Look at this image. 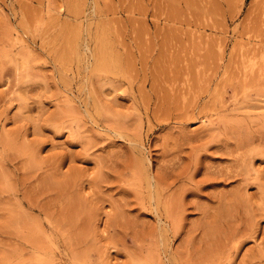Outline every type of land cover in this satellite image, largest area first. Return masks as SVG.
I'll return each mask as SVG.
<instances>
[{"label": "rangeland", "instance_id": "rangeland-1", "mask_svg": "<svg viewBox=\"0 0 264 264\" xmlns=\"http://www.w3.org/2000/svg\"><path fill=\"white\" fill-rule=\"evenodd\" d=\"M255 44L264 0H0V264H36L38 251L49 264H201L209 242L217 255L238 246L227 264H264V70L246 80L241 60ZM106 55L118 72L97 69ZM137 140L158 177L163 152L181 157L178 174L199 161L191 178L164 180L188 188L175 237L159 235L149 188L134 181ZM248 143L258 150L242 163ZM238 163L243 174H205ZM24 195L55 223L69 203L79 217L39 249L28 236L49 221ZM217 213L219 233L204 238L199 222Z\"/></svg>", "mask_w": 264, "mask_h": 264}, {"label": "bare ground", "instance_id": "bare-ground-1", "mask_svg": "<svg viewBox=\"0 0 264 264\" xmlns=\"http://www.w3.org/2000/svg\"><path fill=\"white\" fill-rule=\"evenodd\" d=\"M72 3V2H71ZM75 7V6H74ZM73 7V8H74ZM63 8V7H62ZM60 9V8H59ZM61 10V9H60ZM79 11V10H78ZM62 12H63V10H62ZM77 13V12H76ZM60 14V13H59ZM53 18V17H52ZM51 18V19H52ZM57 19V18H56ZM102 23V22H101ZM98 25H100V24H98ZM72 26V25H71ZM98 28V27H97ZM78 29V28H77ZM68 32V31H67ZM64 33V32H63ZM99 34V33H98ZM97 34V35H98ZM98 36H100V34L98 35ZM98 36H96V38L98 37ZM101 36H102V34H101ZM76 37H78V36H76ZM203 36H201V38H202ZM70 38V37H69ZM69 38L67 37V40H68V42L72 39V38H74V36L72 37V38H70V40H69ZM101 38L102 37H98V40L99 41H102L103 40V38H102V40H101ZM200 38V37H199ZM250 38V37H249ZM18 40V39H17ZM23 40V39H22ZM21 40V41H22ZM20 41V40H19ZM71 41H73V39L71 40ZM98 41V42H99ZM105 41V40H104ZM104 41H102V43L100 44L101 46L100 47H102L103 45L102 44H104ZM199 42H200V40H199ZM252 41L251 40H249L248 41V43L247 42H244V44H242L241 43V45L243 46V48L245 49V44L246 45H249L250 43H251ZM22 43H23V41H22ZM70 43H72V42H69L68 44H70ZM106 43V42H105ZM73 44H74V41H73ZM73 44H70V46L72 47V45ZM23 45V44H22ZM98 45V44H97ZM68 46V45H67ZM74 46L76 47V44H74ZM73 46V47H74ZM77 46H78V44H77ZM104 46H105V44H104ZM240 46V45H239ZM109 47V46H108ZM220 47V46H219ZM102 48H104V47H102ZM101 48V49H102ZM105 48H106V46H105ZM222 48V47H221ZM70 49V48H69ZM74 50H72V51H75L76 49L75 48H73ZM113 49V48H112ZM111 49V50H112ZM243 50V49H242ZM70 51V50H69ZM71 51V52H72ZM77 51L78 50H76V52L75 53H77ZM114 51V50H113ZM104 52V51H103ZM114 53H116V52H114ZM113 53V54H114ZM242 54V56H241V60H242V67L244 66V68L245 69H243V71L244 72H242V74L244 73V75L243 76H245V77H247L246 78V80L248 79V76L250 77V74L249 73H253V72H250V71H253V68H255L254 66L256 65V64H258L259 63V65L261 64V65H263L261 68L264 70V49H263V47L262 46H256V44L255 45H250V47L248 46L247 47V49L246 50H243L242 52H241ZM58 54H60L59 53V50H58ZM61 54H62V52H61ZM96 54V53H95ZM64 55V54H63ZM100 56L99 57H101V54H99ZM95 56V55H94ZM114 55H112L111 57H113ZM61 57H62V55H61ZM99 57H98V59H99ZM104 57V58H103ZM102 58H101V60H99V62H98V64H97V69L99 68V70L100 69H104L105 71L106 70H108L107 72H109V71H113V72H115V71H117L118 72V65H119V63L118 64H116L115 62L117 61V59L115 58V57H113V58H115L114 60H116L115 62L114 61H112V62H110L111 60L109 59V58H111V57H107V55H106V57L105 56H103ZM108 59V60H107ZM64 60V59H63ZM110 60V61H109ZM21 61V60H20ZM26 61V60H25ZM96 61V60H95ZM25 63V62H24ZM97 63V62H96ZM240 64V65H241ZM247 64V65H246ZM24 65H27V63L26 64H24ZM260 65V66H261ZM25 67V66H24ZM241 67V68H242ZM247 67H249V69H247ZM261 69V70H262ZM103 70V71H104ZM257 70V69H256ZM258 70H259V68H258ZM262 70V71H263ZM112 72V73H113ZM262 73V72H261ZM244 77V78H245ZM200 80V79H199ZM202 80V79H201ZM116 82V81H115ZM113 87H116V85H114ZM114 89V88H113ZM118 89V88H117ZM193 89V88H192ZM113 91H116V89H114ZM68 95V94H67ZM98 100V99H97ZM97 100L95 101V103L97 102ZM70 101V100H69ZM101 101V100H100ZM244 102H247V101H244ZM97 108H98V110H100V109H107L105 106H103V105H101V104H99V100H98V102L96 103V104H94ZM246 106H248V105H246ZM262 107V106H261ZM96 108V109H97ZM101 111V110H100ZM204 121V120H203ZM212 123V122H211ZM226 128V127H225ZM227 129V128H226ZM226 129H225V132H226ZM231 129V128H230ZM230 129H228V131L230 130ZM211 130V129H210ZM233 130V129H232ZM115 132H117L118 134H122L121 132H119V131H115ZM230 132H231V130H230ZM227 133H229V132H227ZM231 133H233V132H231ZM194 137H192V139H193ZM211 138V137H210ZM195 139H197V138H195ZM209 140H212V139H209ZM206 144V143H205ZM205 144H202V146L203 145H205ZM208 142H207V146H208ZM205 145V147H207ZM225 145V148L226 149H230L231 148V145H229V144H224ZM223 145V146H224ZM135 146V148L137 149V151H138V156L134 159V173H133V176H134V181L136 182H138V180L140 181L138 184H139V186H141V181H143V182H145L146 183V186L149 188V192H150V200H149V203H150V206H153L154 208H155V210L157 211V214H158V218H159V221L161 222L159 225H158V227H156L157 228V230H158V233H159V235L160 236H162V238H164L166 235H168L169 236V234H167V232L169 233L170 232V234H172V236H177L179 233H181L182 231L181 230H183V222L180 220V218H181V216H182V213H183V211H184V208L182 209V207H183V200H184V197H185V194H186V192H187V190H188V188H177L176 189V191L175 192H173V191H171V192H173V193H171L170 192V190H171V186L169 185V184H167V183H165L164 182V180H165V178H172V180L173 181H176V180H178V179H180V180H182V181H184V180H186L187 178L189 179V178H191L192 176V174H195L197 171H199V169H200V167L198 166L199 165V161L197 160V158L196 157H193V159L191 160V162L189 163V164H187L186 165V169H184L180 174H178V170H176V166L179 164V162H180V160H181V157H178V159H169V160H165V157L167 156V155H170L172 152L171 151H166V152H163V159H162V161H161V163H160V166H161V171H163V174H161L162 176H164V177H158V175H156L155 173H152L151 171H150V165H151V161H152V159H151V157H150V155H147V153L144 151V143L142 142V141H139V140H137V144L136 145H134ZM201 146V145H200ZM223 146H221V147H223ZM236 146H237V148H238V150H239V148H241V146H240V144H237L236 143ZM249 148H251V149H249L248 150V147H247V151L245 150L244 152H245V154L243 155H241V153L239 154V156L241 155L242 156V158H241V156L239 157L238 155H236V151L234 152V150L236 149L235 148V146H232V149L231 150H229V151H232L233 149V151H232V155H236V160H238V158L241 160V162L243 163V162H246L247 161V159H252L253 158V155H254V153H255V151L256 150H258V149H260V151L261 150H263V152H264V144L262 145V149L261 148H258V149H253V147H250V143H248V145H247ZM199 147V146H198ZM234 147V148H233ZM246 148V146L245 145H243V147L242 148ZM261 147V146H260ZM197 148V147H196ZM196 148H194V149H196ZM201 148V147H200ZM203 148V147H202ZM225 148H223V149H225ZM193 150V149H192ZM237 150V151H238ZM194 151V150H193ZM171 152V153H170ZM196 152H197V154H198V150L197 151H195V153L193 154V155H196ZM234 152V153H233ZM174 154V153H173ZM176 155V154H175ZM178 155H179V153H178ZM239 161V160H238ZM243 165V164H242ZM241 165V163H240V165H239V163H238V165H232V166H228V167H226V168H216V169H214V171H206V175H216V174H219V175H221V174H225V175H227V176H234L235 174H239L240 175V173H244L243 172V169H242V166ZM247 169V168H246ZM3 174H2V176L4 175V173L5 172H2ZM183 173V174H182ZM185 174V177H183V175ZM6 175V174H5ZM4 175V176H5ZM8 175V174H7ZM6 177V176H5ZM2 178V177H1ZM4 178V177H3ZM6 179V178H5ZM136 179V180H135ZM48 181V180H47ZM47 183H49V182H47ZM53 183L54 182H51V183H49V184H52L53 185ZM137 185V184H136ZM20 189H18V191H19ZM17 191V192H18ZM25 193V192H24ZM18 195V194H17ZM20 195V194H19ZM26 196L24 195L23 196V198H22V200L20 201V204H22L23 206H27L28 208H30V209H32V210H38L39 211V213L40 214H44L45 215V217L47 218V220L49 221V230H51V232L50 233H48V232H46V230H44L43 228L45 227V229H46V225L44 224V222H40L41 220H38V219H36V220H34V222H35V224H36V233H33V234H30V236H28V237H30V239H33L34 240V242H37V243H35V244H39L38 246H41L39 249H42L43 248V243H39V241H37V240H39L38 238H44V240L45 239H48V240H53V235H57L58 233H60V234H62L64 231H62V223H61V221L62 222H64L63 221V219H66L68 222H71V225H73V222L79 217V215H78V213H77V211H76V209H77V205L75 204V203H69V206L67 207V211L63 214V215H61V217H60V219H57V223H55L53 220H52V213L51 212H49V209H48V207L46 206H44V205H41L42 206V208H43V210H42V208H41V206L39 205V203H36V202H34V201H31V199L30 198H26V200L24 201V198H25ZM20 198V197H19ZM152 198L154 199L153 201H151L152 200ZM21 199V198H20ZM28 199V200H27ZM141 203H144V202H142L141 201ZM145 204V203H144ZM161 204H163L164 206H165V213H163V212H160V205ZM39 208V209H35V208ZM177 210V211H176ZM181 211V212H180ZM115 214V217H114V220L115 219H117V221H120V219L123 217V215H122V212H115L114 213ZM180 214V215H179ZM5 215V214H4ZM222 216H223V214L222 213H217V214H214V215H211V216H209V217H206V219L204 220V221H202V222H199V227L200 228H202V232H203V234H204V238L206 237H208V238H211L212 236H215L217 233H219V228H218V226L220 225V223H221V218H222ZM6 219L9 221V220H13V218L11 217V214H9V215H7L6 216ZM32 220V219H31ZM33 221V220H32ZM116 221V220H115ZM163 222V223H162ZM47 227V228H48ZM238 230V229H237ZM251 230H253V229H251ZM234 231H236V230H234ZM254 232V231H253ZM40 233H41V236H40ZM47 234H49V235H47ZM229 234H230V232H229ZM228 234V235H229ZM224 235H226L225 233H224ZM49 236V237H48ZM52 236V237H51ZM167 237V236H166ZM224 237V236H223ZM225 237H227L226 239L228 240V241H231V240H235V239H237L238 237H237V232H232L230 235H229V237L228 236H225ZM224 237V238H225ZM243 236H240L239 238H242ZM166 239V238H165ZM226 239H223L224 241L226 240ZM36 240V241H35ZM44 240H43V242H44ZM47 240V241H48ZM210 240V239H209ZM222 240V241H223ZM42 241V240H41ZM46 241V240H45ZM49 242V241H48ZM215 243V242H214ZM214 243H211V242H209V245H208V247H207V252H208V255H209V258L208 259H206L205 261H203L201 264H227V263H230L231 262V260H232V258H233V256L235 255V250H236V248L238 247L237 245H235V246H231V247H228L227 245H228V243H227V245L225 246L224 245V250H222L220 253H218V255H217V251L215 252L214 250H212L211 249V246H213L214 245ZM226 243V242H225ZM46 244V243H45ZM221 244V243H220ZM219 244V245H220ZM218 245V246H219ZM222 245V244H221ZM45 247V246H44ZM47 248V247H46ZM233 248H235V250H233ZM49 252V251H48ZM216 253V254H213V253ZM41 251H38V253H37V255H35V260H34V262L36 263V264H49V262H51V261H53L54 262V260H56V258H53V257H49L50 259H48L47 257H44L45 255L42 253ZM44 253H46V252H44ZM58 254V253H57ZM153 254V253H152ZM44 255V256H43ZM53 254H51V256H52ZM159 255H161V254H159ZM158 255V258L156 257V262H157V260L159 261V262H157V264H178L174 259H172V258H170V257H168V261H166V260H163L164 258L163 257H160ZM155 256H157V255H155ZM162 256V255H161ZM56 257V256H55ZM47 258V259H46ZM54 259V260H53ZM72 260H73V262L74 263H76V264H79V261L77 260V258H72ZM57 261H59V259L57 260ZM58 264V263H57ZM59 264H61V262H59ZM151 264V263H150ZM200 264V263H199Z\"/></svg>", "mask_w": 264, "mask_h": 264}]
</instances>
